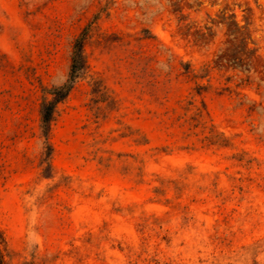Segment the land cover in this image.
<instances>
[{"label":"rangeland","instance_id":"1","mask_svg":"<svg viewBox=\"0 0 264 264\" xmlns=\"http://www.w3.org/2000/svg\"><path fill=\"white\" fill-rule=\"evenodd\" d=\"M0 231L8 264H264V0H0Z\"/></svg>","mask_w":264,"mask_h":264},{"label":"trees","instance_id":"2","mask_svg":"<svg viewBox=\"0 0 264 264\" xmlns=\"http://www.w3.org/2000/svg\"><path fill=\"white\" fill-rule=\"evenodd\" d=\"M87 36V29H84L77 36L72 45L71 62L66 80L56 86L43 88V96L40 101V122L43 134L46 138L54 120L56 106L64 100L74 86L75 81L85 75L88 69L87 60L84 54V40ZM7 242L4 234L0 231V264H8Z\"/></svg>","mask_w":264,"mask_h":264}]
</instances>
